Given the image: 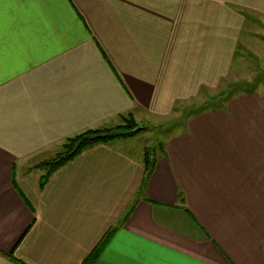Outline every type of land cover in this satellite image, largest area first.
Listing matches in <instances>:
<instances>
[{"label": "crops", "instance_id": "crops-1", "mask_svg": "<svg viewBox=\"0 0 264 264\" xmlns=\"http://www.w3.org/2000/svg\"><path fill=\"white\" fill-rule=\"evenodd\" d=\"M253 10L0 0V264H264V80L223 99ZM128 115L175 126L150 172L131 136L42 164Z\"/></svg>", "mask_w": 264, "mask_h": 264}, {"label": "rangeland", "instance_id": "rangeland-1", "mask_svg": "<svg viewBox=\"0 0 264 264\" xmlns=\"http://www.w3.org/2000/svg\"><path fill=\"white\" fill-rule=\"evenodd\" d=\"M244 14L247 16V20L243 27V33L249 35V43L246 44L245 42L239 49L236 60V67L239 69V73H234L226 82L228 87L229 84H234L240 90L251 89L253 83L261 79L264 80V15L254 10L245 11ZM204 99L205 97H203ZM148 127L141 134L134 137L131 136L134 144L141 145V147L148 146L147 148L149 149H157L160 142L165 141L171 132H175L174 125H166L162 130Z\"/></svg>", "mask_w": 264, "mask_h": 264}, {"label": "trees", "instance_id": "trees-1", "mask_svg": "<svg viewBox=\"0 0 264 264\" xmlns=\"http://www.w3.org/2000/svg\"><path fill=\"white\" fill-rule=\"evenodd\" d=\"M223 90V89H222ZM238 90V87H234L231 91L224 92L223 94H228V96L224 97L229 98L231 97L236 91ZM222 93V92H221ZM221 93H219L218 97L221 96ZM222 94V95H223ZM213 97V99H218ZM209 101L207 105H211L213 102L212 95L209 97ZM216 104V103H213ZM195 108V107H194ZM203 109H210L209 106L202 107ZM195 110H192L190 112L193 113ZM199 111V109H196V112ZM143 130H146L145 126L140 125L132 115L128 116H122L121 122L116 125H106L105 127L95 128V129H87L81 133L76 134L75 136L69 137L66 139L65 143H63L61 151L53 157L51 162H45L44 164H50V168H55L60 165L65 164L72 158L76 157L80 152H82L84 149L89 148L91 146H94L96 144L101 143H107L113 139L121 138V137H129L136 135L137 133L142 132ZM163 145H159L161 147ZM152 152L154 151L151 149ZM151 150L147 148L145 150V164H146V170L150 172L151 166L153 163L155 164V157L152 156ZM50 172V171H49ZM111 231L107 233L101 241L98 243V245L95 247V249L91 252L89 257L85 259L84 262L91 263V261L98 258L102 252L104 251L106 245L108 244V240L111 237Z\"/></svg>", "mask_w": 264, "mask_h": 264}]
</instances>
